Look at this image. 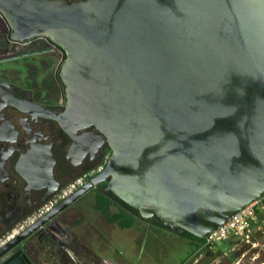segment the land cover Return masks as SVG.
I'll list each match as a JSON object with an SVG mask.
<instances>
[{
  "label": "water",
  "instance_id": "obj_1",
  "mask_svg": "<svg viewBox=\"0 0 264 264\" xmlns=\"http://www.w3.org/2000/svg\"><path fill=\"white\" fill-rule=\"evenodd\" d=\"M0 11L12 38L64 49L67 105L50 117L74 148L111 149L0 264H34L71 235L58 216L102 183L141 217L204 239L264 199V0H0Z\"/></svg>",
  "mask_w": 264,
  "mask_h": 264
},
{
  "label": "flooded vegetation",
  "instance_id": "obj_2",
  "mask_svg": "<svg viewBox=\"0 0 264 264\" xmlns=\"http://www.w3.org/2000/svg\"><path fill=\"white\" fill-rule=\"evenodd\" d=\"M65 60L64 49L48 36L27 41L12 38V29L0 11V81L9 89L7 94L0 93V249L44 216L28 221L45 206L46 198L55 201L51 211L99 174L107 162L104 158L111 155L108 144L99 147L95 141L90 146L74 148L72 137L50 117L63 112L67 105L61 76ZM89 193L94 198H110L117 211L124 213L123 222L130 215L137 228L145 227L149 238L164 239L172 229L157 217L145 219L134 209L123 208L118 197L107 189V183L95 186ZM80 199L58 216L66 231L84 213L83 202L77 203ZM174 230L191 247L199 243L186 231ZM58 236L60 241L52 242L44 256L56 252L64 262L75 258L85 264V246L67 234ZM34 237L36 244L48 239L43 233ZM31 259L41 264L39 254ZM98 264L115 263L100 260Z\"/></svg>",
  "mask_w": 264,
  "mask_h": 264
},
{
  "label": "rangeland",
  "instance_id": "obj_3",
  "mask_svg": "<svg viewBox=\"0 0 264 264\" xmlns=\"http://www.w3.org/2000/svg\"><path fill=\"white\" fill-rule=\"evenodd\" d=\"M108 158L107 155L104 160ZM90 194L77 203H90ZM256 208L261 229L252 230L249 241L231 237L206 250L191 247L176 236L174 229L169 231L168 237L156 239L148 237L145 227L133 226L116 228L113 234L107 235L109 240L102 242L97 252L103 261L115 264H264V201L257 203Z\"/></svg>",
  "mask_w": 264,
  "mask_h": 264
},
{
  "label": "crops",
  "instance_id": "obj_4",
  "mask_svg": "<svg viewBox=\"0 0 264 264\" xmlns=\"http://www.w3.org/2000/svg\"><path fill=\"white\" fill-rule=\"evenodd\" d=\"M90 195V203L83 201L85 205L84 213L78 217L74 225L69 226L72 235L69 236L74 242H79L85 246L86 252L82 260L85 264H98V261L102 260V258L97 250L101 248L100 245L102 242L109 240L110 236L107 237V235L113 234L116 228L130 229L135 226V223L133 224L130 215H128L129 219L123 222L122 216H120L121 211H117L115 208L116 203L107 196H104V198L110 200L112 204L109 209V214H105L101 209L97 208V204L99 203L97 202V198H94V194ZM117 208L119 209L118 206ZM39 262L41 264H81L75 258H72L68 263L64 262L56 252H53L48 257L39 255Z\"/></svg>",
  "mask_w": 264,
  "mask_h": 264
},
{
  "label": "built area",
  "instance_id": "obj_5",
  "mask_svg": "<svg viewBox=\"0 0 264 264\" xmlns=\"http://www.w3.org/2000/svg\"><path fill=\"white\" fill-rule=\"evenodd\" d=\"M72 187H74V185ZM54 203L55 201L53 200L48 201L41 211L30 217L28 221L34 222L37 218L45 215L50 211ZM257 203L249 205L244 210L236 213L227 221V223L211 232L210 235L205 238V242L201 248L210 250L219 243L227 242L231 237H239L243 238V240L249 241L250 232L252 230L261 229L259 214L256 208Z\"/></svg>",
  "mask_w": 264,
  "mask_h": 264
},
{
  "label": "trees",
  "instance_id": "obj_6",
  "mask_svg": "<svg viewBox=\"0 0 264 264\" xmlns=\"http://www.w3.org/2000/svg\"><path fill=\"white\" fill-rule=\"evenodd\" d=\"M106 164V161H104V165ZM117 201L118 203H120V205L125 208V209H132L133 208L131 206H129L128 204H126L125 202H123L121 199L117 198ZM264 201V199H262L260 202ZM97 202L99 204H97V208L98 209H101L105 214H109V209H110V206L112 204V202L110 200H108L107 198H104V196H101L99 195L97 197ZM120 216L124 217V213H120ZM133 222V221H132ZM185 234L191 238H193L195 241H198L199 243L196 245V247L198 248H201L202 245L204 244L205 242V239L204 238H199V237H196L192 234H190L189 232H185ZM229 241V240H228Z\"/></svg>",
  "mask_w": 264,
  "mask_h": 264
}]
</instances>
